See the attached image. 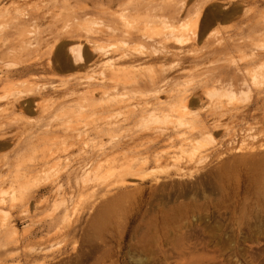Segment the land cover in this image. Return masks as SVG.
<instances>
[{
    "label": "rangeland",
    "instance_id": "rangeland-1",
    "mask_svg": "<svg viewBox=\"0 0 264 264\" xmlns=\"http://www.w3.org/2000/svg\"><path fill=\"white\" fill-rule=\"evenodd\" d=\"M165 1H59L51 7L56 15L22 22L18 26L27 30L17 26L13 34L3 31L11 23L0 17V73L7 65L14 71L16 62L23 64L32 54L36 31H62L69 23L64 17L67 9L78 14L70 20L79 34L88 29L108 31L115 24L122 29L123 9L141 25L145 4L154 8ZM193 3H204L202 16L210 8L218 10L219 19L211 29L221 36L230 34L235 46L212 59L198 41V49L185 52L187 60L178 64L175 57L138 67L115 64L116 72L125 68L129 75L132 68L146 74L164 68L168 75L175 74L166 93L159 95L162 102L149 103L144 113L149 119L143 123L125 120L124 108L102 115L79 108L88 99L89 88L74 82L76 96L65 108L72 112L65 111L70 120L64 119L65 112H54L71 127L62 124L45 133L44 122L54 113L41 117L33 105L31 111L15 112L8 101L23 96L35 79L43 82L47 73L0 80V264H264V0ZM6 4L13 15L17 3ZM84 5L91 12L82 13ZM136 5L140 8L134 10ZM157 16L158 11L151 9L147 19L153 32L167 31ZM187 17L172 30L178 38L187 32ZM109 36L96 41L109 50L108 55L95 64L86 62L83 69L62 73L57 69V78L71 75L78 80L106 70L109 77L107 62L119 50L148 51L142 43ZM78 41L74 37L72 43ZM242 57L249 63L244 64ZM218 62L241 68L246 85L239 84L240 78L233 86L217 83ZM126 93L131 94L126 89L105 97L96 94L95 103L110 104ZM183 94L188 95L186 107L177 100ZM23 97L18 101L25 102ZM53 99L49 95L39 100L43 104ZM133 101L143 104L140 98L139 103ZM84 122L86 126L81 125ZM147 125L150 130H145ZM44 135L57 145L53 150L64 144L70 148L61 152V147V154L45 163L42 156L52 144ZM24 168L31 170L27 177Z\"/></svg>",
    "mask_w": 264,
    "mask_h": 264
},
{
    "label": "bare ground",
    "instance_id": "bare-ground-1",
    "mask_svg": "<svg viewBox=\"0 0 264 264\" xmlns=\"http://www.w3.org/2000/svg\"><path fill=\"white\" fill-rule=\"evenodd\" d=\"M6 1H8L10 4L17 3L15 5V7L13 6L15 8L14 9L15 12H12L13 15H10L11 11H9L7 4H6ZM59 1H61L62 4H69L71 0H0V17L3 19L7 18L6 20H8L11 23L9 25H7V23H5V25H7V26H5L3 31H6V33H8V32H11L13 28L17 29L18 24H20L22 22H26V23H27V21H33V22L36 21L37 22L38 20L46 18L47 16L52 17V16L56 15L55 14L56 12L53 11L54 9H52L53 8L52 6L56 5V3H58ZM72 1H76V0H72ZM85 1H87V0H85ZM193 1L194 0H188V1H186V0H166L165 2H161L157 6L155 5L154 8L150 7L151 6L150 3H149V5L145 4V7H146L145 8L146 9L145 17L146 18L144 19V21H142L141 25H139L141 22H138L134 16H132L133 18L128 16L127 9H123L124 12L122 14V18H123V24L124 25H123L122 29L118 28V24H115L114 27L110 26L111 28H109L108 31H105L104 29L103 30H96V29L84 30L83 29L84 31H80L79 34L75 33V30L72 28V25H71L72 21L70 20L73 17L78 16V14H76L77 12H75V11L72 12L70 9H67L66 13H64V15H65L64 17L66 19L65 23H67V22H69V23H67L65 25V28L63 27L62 31H55V30L51 29V30L46 31L44 34H43V31H41L42 29L36 31L35 37H34V43H33L34 46L31 47V50L33 48L32 52H31L32 54L30 53L31 55L29 57H27L26 59L23 58L24 60L22 59L23 62H21V63H23V64H18L19 62L18 63L16 62V64H18L19 67L16 64H14V67L16 66L15 68H13L14 71H12L11 69H8L9 68V67H7L8 65L7 66L5 65L7 69L4 67V69H6V70H4L5 72L2 70L3 73L2 74L0 73V80L3 77L7 79L8 77H11L14 75L22 76V75H27V74L28 75L29 74L35 75L36 73H40V72H43L45 74L47 73L46 76L42 77L44 80L43 82L36 83L37 81L34 78L35 79L34 81H36V82L33 81L30 85L28 84V87H26L24 89L23 96L26 98L24 100L25 102L22 103L21 101L20 102L18 101L19 98L21 99V97H23L22 95H20L21 97L20 96L16 97L15 96L16 94H14V96L16 98L12 97L15 99L8 101V102H10L9 103L10 108L12 110H17L15 112L31 111L32 110L31 105H33V106H35L34 109H37V111H39V113L41 114V117H44V118L45 117L49 118L57 110H60L59 112H65V111H67L65 108H68V106L72 105V102L74 100L73 98L76 96V86H74L75 85L74 82H77V84L83 83V84H85V86H87L89 88L88 89L89 97H88V99L83 100V103L81 102L82 104L79 105V108H83V110H86L87 108H89V110L93 111L92 113H95V114L99 113L100 115L106 114V112L108 113V111H110V110H117V109L124 108L125 112L127 113L125 120L127 118L130 120L136 118L135 120L137 122L143 123L144 120L149 119V117L145 118L146 114L144 115V113H146L145 111L147 110L149 103L151 101H153L152 104H154V103L160 104L162 102L161 99L159 98V95L161 93H164V92L166 93V90H167L166 87H167L168 83L175 78V74L168 75L169 72H167L164 68H159L158 71L150 72L148 74L144 73V71H141V73H140V70H141L140 68H137V69L132 68L131 71L133 73H131L129 75L126 71H124L125 68H122L121 70H119V72H116V67H114L115 64L126 65L124 67H127V66L138 67V66H141V65H144L147 63H156V62L159 63L161 61L168 59V57H171V58L175 57L177 60L176 63L178 64L180 61L187 60V58L185 56V52H190L191 50L198 49L196 46L198 41L202 43L201 48L205 49V53L207 54V57L212 58V59L215 56L217 57V55H219L220 53L227 52L229 49H232L235 46L234 42L230 41L231 40L229 38L230 34H228L227 36H221L217 30L211 29V27H213V25L216 24L218 19H219L220 14L218 13V10L215 8H210L209 10H206L204 12V15L202 16L204 3L203 4L199 3V5L195 6L196 4L193 3ZM138 8H140V5H136L134 10H137ZM151 9H155L158 11L157 17L160 19V21H163L164 23H166V25L164 26V29H166L167 31L164 30L165 31L164 32L162 30L160 32L159 31L153 32L152 23L150 22V20L147 19ZM91 10L92 9L87 5L86 6L84 5V7H82V13L86 14V12H91ZM7 14H8V16H7ZM184 16H189V17H187L186 25L184 27L187 32H185V35L183 36V38H181V37L178 38V36L175 33H173L172 30H175V28H176L175 24ZM201 16H202V20L200 21ZM1 18H0V20H1ZM3 19L1 20L2 23H3ZM6 20H5V22H8ZM44 23H45V20H44ZM182 27H183V25L179 26V28H182ZM19 28L22 29L23 27H19ZM24 29H25V27H24ZM24 29H22V30L24 31ZM25 30H27V29H25ZM19 31L20 30H18V32ZM149 31H151L152 34H150ZM15 33H16V31H15ZM12 34H13V31H12ZM109 34L112 37H117V36L121 35V36L125 37L128 40V42L142 43V47H146V49H148V51H145V50H142V51H137V50H135V51L134 50L120 51L119 50L117 52V54L114 56L115 58L113 60H111L110 62H107L108 63V69L110 71L108 73V74H110L109 77L107 76V74H105L108 72V70H106L107 72L104 73V71H102L103 73H101L98 76H95V75L94 76L91 75L92 77L83 76V77H79L78 80L76 79V78H78L77 76L76 77L71 76V75H68V73L66 74L68 76L65 78H63V77L57 78V75H56L57 69H59V71H61V73L62 72H69V71L71 72V70H74V69H76V70L77 69H83L86 67V64H87L86 62L92 61L95 64V62H97L98 58H100L101 56L104 57V56L108 55L109 50L106 48L98 47L96 41L98 39L105 38V37L109 36ZM74 37L78 38L79 41L77 43H72V41H74ZM7 38H8V36H7ZM20 39H22V38H19V40ZM113 39H115V38H113ZM25 40H26V38H25ZM99 41H98V43H99ZM28 44L29 43H27V45ZM9 45H11V44H9ZM15 45H16V42H15ZM174 45H177V46H174ZM185 45H187L189 48L188 47L185 48L184 47ZM241 45L244 46L246 44L242 43ZM7 46H8V44H7ZM18 46H19V44H18ZM236 46L238 47L239 45H236ZM4 49H6V48H4ZM23 51H24V49H23ZM23 51H22V53H23ZM20 55H21V53H20ZM218 58H219V56H218ZM3 60H4V58H3ZM7 60L8 59H6L5 61H7ZM241 60L244 64L249 63V61L246 58L243 59V57H242ZM92 62H90V63H92ZM231 62H233V61H231ZM231 62H229L227 65H225L224 63L218 62V64H216L214 66V68H218L217 73H214L215 76L216 75L219 76L217 83L228 84L229 86H233L234 83L237 82V79L238 80L241 79L239 84L246 85L245 72H243L241 70V68H239L236 64L231 63ZM8 63L10 64V62H8ZM1 64H3V61L1 62ZM99 64H101V63H98L97 65H99ZM0 66H3V65H0ZM105 66H106V64H105ZM40 74L42 75V73H40ZM83 75H84V73H83ZM211 76L213 77L214 75H211ZM31 79L33 80V78H31ZM31 79H30V81H31ZM224 81H225V83H224ZM169 85H168V87H169ZM120 89H122V90L126 89L131 94L126 93L127 96L121 97L120 99H118L119 101H116L114 99L115 101L114 102L112 101L110 104L99 105V103H97L98 104L97 105L95 103L96 99L98 97H105V96L117 94ZM3 92L4 91H2V93ZM124 92H126V91H124ZM96 94L98 95V97H96ZM167 94H168L167 97L172 96L170 93H167ZM49 95H53L54 99L52 101L50 100V102L48 100L49 103H46L47 101H43L44 103L42 104L41 103L42 100L40 102L39 99H42V98L47 97ZM4 96H5V93H4ZM139 98L143 102V104H141V105L136 104L133 101L134 99H136V100H138L137 103H139ZM111 99H113V98H111ZM4 100H5V102L7 101L6 99H4ZM120 100H122V101H120ZM177 100L179 101V103H182V105L184 107H186V103L188 102V95L183 94L180 97H178ZM7 107H8V105H7ZM83 110H81V112H83ZM67 112H70V114L72 113L71 111H67ZM57 113H58V111H57ZM11 114H13V113H11ZM59 114L53 115L46 122H44V125H43L44 129L43 130H45L44 131L45 133H47L53 129H59L61 127V125L63 123L61 122L62 120L59 121V119H58ZM68 114L69 113L65 112V115L67 116V117H64L65 120H70V115H68ZM65 115H63V116H65ZM147 116L148 115H146V117ZM108 118L109 117H107V119ZM1 119H0V121H1ZM100 119H103V118H100ZM17 120H16V122H17ZM95 120H96V118L91 119L88 122H86V124L87 123L92 124V121H95ZM7 121H9V120H7ZM13 121H15V120H13ZM13 121H12V123H13ZM19 121H20V119H19ZM16 122L13 124H17ZM9 123H11V122H9ZM19 124H21V123H19ZM64 124H68V126L71 127L69 124V121H66V123H64ZM64 124H63V126H65ZM86 124L84 122V124H81V125L86 126ZM144 125L146 126V123H144ZM72 126H74V125H72ZM96 126L97 125H95V127ZM18 127H19V125H18ZM69 127H67V129ZM97 127H99V126H97ZM146 129L150 130V127L147 125L145 130ZM86 133H87V130H86ZM63 134H64V132H63ZM45 136L46 135H44V138H45ZM47 138H49V137H46L45 139H47ZM80 138H81V136H80ZM81 139H82V143L86 142V139L85 140H84V138H81ZM47 141H48V139H47ZM42 142L45 143L44 141H42ZM48 142H50V141H48ZM51 144L52 145L49 148H47V152L45 150L46 154H44L42 156V160L45 163H48L52 158L59 156V154H61V152H66L68 150V148H70V147H68V145H67V147L65 146V144L63 146L61 145V147H63V149L60 147L61 148V150H60L61 152H60L59 151L60 148L55 149L57 147V145H54V143H51ZM53 146H56L54 148L55 150H53ZM71 147H72V145H71ZM99 147H102V146H99ZM40 159H41V157L39 158V160ZM35 162H32V164L33 163L36 164ZM54 162L56 163L57 161H54ZM50 165H52V164H50ZM45 168H47V165ZM24 170H26V169L24 168ZM30 171H31L30 169L26 170L23 173V177H27V175L30 173ZM65 175H69L68 171ZM36 176H37V174H36ZM4 178L5 177H3V179ZM56 188H55V190H56ZM26 209H27V207H26Z\"/></svg>",
    "mask_w": 264,
    "mask_h": 264
}]
</instances>
